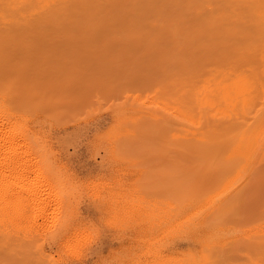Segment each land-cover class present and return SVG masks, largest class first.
Instances as JSON below:
<instances>
[{
	"label": "rangeland",
	"instance_id": "rangeland-1",
	"mask_svg": "<svg viewBox=\"0 0 264 264\" xmlns=\"http://www.w3.org/2000/svg\"><path fill=\"white\" fill-rule=\"evenodd\" d=\"M77 1L80 4H83L82 2L84 0H75L73 3L75 4ZM96 1H99L101 7L105 9L102 10L100 7L98 10L92 11ZM176 1L178 0H166L164 2L165 4L163 5L162 10L165 9L166 13L161 17L163 18L164 16L170 14H175L176 16V13L182 9H184L185 15L182 17H177L175 20L173 19L174 17L171 16V22L168 23L167 27H162V25L159 24V26L156 27V30L160 31L153 32H147L144 27L142 28V26L129 27L130 31L123 33L125 31L123 26L125 25L123 23L125 19L123 17V12H125V10H132V12H136L140 17L151 16L155 18L158 16L156 12L152 10V8L155 7V5L160 4V1L88 0V2L91 3V7L87 5V7H90L87 8V11H89L88 17L89 19L94 17V22L88 20L86 25L82 26V29L77 28L78 31L76 30V32L71 33V23L62 21L60 13L71 6L70 2H72V0H0V56H4V58L1 57L0 59L1 61L2 59L4 60V66L6 64V69L9 66L7 71L12 70L10 68L12 67V72L15 70L18 73L17 74L15 72L16 75L13 73V76H11L9 75V72H7L8 75L6 80L10 77L8 81L13 83L17 75L19 79L21 77V84L20 82L18 83L19 86L17 83L16 84L19 87V90H22L21 92L19 91L18 94L24 96V99L21 97L23 100H21L22 103H24L25 98L29 99V102L33 101L34 104L37 101L39 102V98L41 100L44 99L45 102V93L39 94L38 92V94H36L37 91L40 90L39 86L42 87L44 84L50 88H47V91L50 95L52 93L51 89L53 90V94L56 92V95L52 96L55 98V101H57L55 103L52 100L49 101V98H47L45 105L40 101L39 104L42 103L41 106L43 108H47V106H49V109L51 110L52 108L50 105L52 103L58 107V103H60L58 100L63 101L65 104L68 103V100H71L69 103L74 102L73 105H71L72 107L66 108L69 110V112H66L67 110L62 111V113L66 112L67 116H61L62 118L60 117V126L58 123L59 121L57 122L55 120L56 118L54 119V115L51 114L50 110L44 109L45 111H48V113L46 111L47 114H51V118H53L56 122L55 125L57 124L59 126L57 127L56 125L53 130L54 132L52 131V133H54V137L57 136V138H59L61 141L58 147L64 159L70 165L81 169V171H85L83 174L84 176H88V172H93L92 175L99 172V161L101 160L100 155L97 154V151H94L96 149H94L95 147H92L91 145L94 143V135H96L97 130H108L109 127H111V116L114 112V107L118 108L119 103H121L119 108L123 107L124 104L125 106L127 104L130 105L128 103L129 99L127 98V93L133 95L134 99L141 95L140 98L143 102L141 100L140 101L142 104L147 103L144 102L145 98L147 101H150V97L153 96H148L146 94L147 92L142 93L143 90L140 89L143 88L145 90L149 85L156 89V85H154L156 83H154L155 79L147 80L143 83L141 81V71L137 70L138 67L141 70L146 69V71L147 68L152 66L155 67V65L161 67V64L170 60L173 55L178 56L184 52H187L190 44H198L200 42L198 40L205 35L211 39H217L218 36L219 38L226 36L225 38L231 37L229 42L225 43L223 46L219 45L216 49H218V52L220 53L229 52L231 57L225 58L223 55L220 57V59L214 60L217 62H213V64H215L214 67H217V75L213 74L209 77L206 76L209 72L207 67L205 68L206 65H203L204 67L202 66V69L196 72L202 75L198 79L206 76L205 78H209L210 80H218L219 78L217 76L223 75L224 73L227 74L229 72L228 74H231V77H229L227 81L230 79L236 80V78H243L241 73H244V70L247 69L250 72L251 70H255L256 73L258 72V78H262L264 76V57H262L264 53L261 52V50L264 49V43H256L257 40H260L258 38L259 35L257 34L263 31L262 28L264 27V11H261L258 8L259 6L256 4L259 2L260 4L264 5L263 0H246L247 2L243 4L240 3V0L239 6H241V10L235 11L233 13L234 16L232 17H228V15L221 10L223 5H214L211 3L214 5L212 6L208 2L193 7L189 4L188 0H180V3H176ZM237 2L238 1H236V5ZM197 3H199L198 0L195 2V4ZM78 12V8H76L75 15H78ZM98 12L100 14H98ZM102 12L106 13L104 16L105 19H102ZM91 14L93 17H90ZM113 15H115L114 20L118 22L117 24L113 23V21L110 19ZM100 19L103 20V23L99 22ZM175 22H178L180 25H182L179 30L177 29L178 31H174L173 29V23ZM210 24L214 28L216 27L214 31L211 30L213 27H210ZM116 25V28L112 27ZM243 26L249 27H247L245 30V28L242 29ZM163 28H165L166 35L168 37L165 36L166 39L161 40L159 39V33ZM236 28L238 30H236ZM244 30L247 33H245ZM199 32H201L202 37L198 36ZM203 32L205 34L204 36ZM211 32H213V34ZM234 32L235 35L232 34ZM130 33L132 34L131 38L135 37L137 42L133 41V39H130ZM125 34H127V37H123ZM173 35H176L174 40H172ZM155 40L157 41L156 47L152 45ZM176 46H178V48L174 50L173 48ZM253 49H255V51ZM74 52L77 53L75 54ZM80 58H82L83 61ZM128 59V63H130L129 66L128 63H126ZM173 60H175L173 63L177 62L176 57ZM253 60H256L257 62ZM11 61L14 62L13 64L15 65L18 63L17 66H12ZM98 62H101V66L99 65L100 68L93 65L95 63L100 64ZM0 64L2 66V68L0 67V70H2L4 68L3 61ZM248 64L250 67L247 66ZM18 65L28 66L26 67L27 70L22 67V69H24H21L23 74L21 72L19 73ZM29 66L32 69L29 68ZM89 66H95V69H102L104 74L101 75L102 73L100 74L99 71L98 73L97 71L93 70V68L92 70H88L90 69ZM211 66L212 65L209 67L211 68ZM14 67H18V70ZM28 68L33 70L35 75L32 73V71L28 72ZM146 71L143 73L146 74ZM37 72H39V75L42 79L44 77L43 85L40 84L42 79L40 80V76L37 74ZM90 72L92 74H90ZM29 73L33 74V76ZM97 73L100 74L101 77H98L99 75ZM99 78H102L103 81H100ZM110 78H112L113 81H111L112 79L110 80ZM19 79L18 81H20ZM23 80L30 84L36 83V85L39 82V86L32 84L29 85ZM32 80L36 82H32ZM14 82H16V79ZM97 82L98 84H96ZM102 82H104L103 85H101ZM22 84L26 85V87L28 86L29 90L27 89V91L29 93L30 89L31 92H35V89L37 87L39 88L36 89V93L33 95L34 97L35 95L38 96H36L38 100L35 98L37 100L36 102L34 99L31 101V98L33 97L26 95L28 94L27 91H25L26 94L23 92L26 87ZM152 84L154 86H152ZM68 85H70L71 88L67 90L66 87H68ZM157 86L160 87V85ZM79 87L82 89L85 87V90L83 89V93H81V88L79 89ZM109 87L115 91H111ZM44 88L45 87L41 88L43 92L45 91ZM149 89L150 88L146 90L150 91ZM152 90L153 89L151 88V91ZM69 91H71L70 95ZM73 93L75 94L73 95ZM96 94L99 100H97L98 98ZM182 94L184 95V92ZM58 95L61 96L62 99ZM78 95H80V97ZM262 95L260 96L262 97ZM42 96L44 97L41 98ZM52 96L50 99H53ZM81 99L83 100L81 101ZM258 99L260 100L258 104L255 105L257 108L256 112H259L260 109L264 107V104L261 105L264 98ZM47 100L49 103H51L50 105H47L49 104ZM21 101H19V103H21ZM26 102L28 101L26 100ZM64 103L63 105L65 106ZM132 103L133 100H131V104ZM36 104V106H39L38 103ZM114 104L118 105L114 106ZM84 105L85 107H81ZM128 105L126 107H128ZM56 107L54 109H59ZM61 107L62 110L65 109V107ZM101 107L102 109H100ZM144 108H147L149 111L156 112L155 107H153L151 104H146ZM55 111L53 113H56ZM57 113L60 114V112ZM160 113L162 112L160 111ZM239 113L241 114L242 112H238L237 114ZM254 113H251V116H254ZM245 114L246 113L244 111L243 115ZM138 116L140 115H136V117ZM251 116L249 115V117ZM79 119L82 120L79 121ZM167 119H169V117H167ZM75 121L79 123H75ZM251 121H249V123ZM170 122L172 125L176 126L178 130L189 129L194 131V133L190 134L192 138H195L197 134L200 135L203 133L206 134L208 138L228 136L227 134L230 133V128L233 129L235 126L244 124L242 120H239L237 116H234V114L231 113L226 115H221L219 113H209L204 115L202 112L198 113L197 116L190 115L187 117V119L182 120L170 118ZM64 123H66L68 126ZM147 123V120L143 121V119L137 118L133 120L132 124L130 125L131 129L130 131H127V135L125 134L127 139L129 138L128 140H130V138L134 135L131 140L136 141L135 148L137 149V154L133 155L134 158H137L135 159L136 165L131 170L136 171L137 175L139 174L136 177V180L139 181L140 179L139 193L142 196L144 195L143 197L146 199H153L151 201L152 204H154L153 207H156L154 210L156 211L158 206L161 209L163 206L169 207L168 199L170 198V195L174 196V198L171 197L172 200L174 199L178 201L180 198H182V193H184L183 195L186 197V191H191L192 194H194L193 196L198 197L200 200L197 199L198 201H195L196 204H193L194 206L190 207V209H184L181 214L183 216L180 215V217L184 219L188 216L192 217L194 213H201V215L199 214L200 216H197L198 223H200L201 227L196 224L197 221L195 220L196 222L194 221L195 223L191 224L192 226H185L186 228L182 231H177L174 232V234H171L168 232L169 229L166 226L165 220L163 221V218H160L161 220L159 219L157 222L153 221L154 224H152V222L149 224L145 222L144 225H140V229L142 231L139 229V232L136 235L137 239L135 238L133 241L134 244H132L131 242L133 239L129 238L130 232L128 230H124L125 235L123 233V236H120V232L122 231H119L114 226L112 227L109 225L105 221L106 218L102 219L103 215L97 209L90 207L91 205L88 203H84L82 204L84 205L83 207L89 205L87 208H85V218L87 223L91 224L89 225L93 231L92 234L94 233L95 236L93 235L87 241V244L89 242L91 244L89 243L87 246L85 243L84 246H82L83 248L81 247V249H79V254L73 252L74 254L71 253L70 255H66L63 254V249L65 246H40V242H35L36 240H34V242H29L27 240L28 242H26L25 239L27 238L22 236V240L21 235H18L19 237L14 236L17 238V242L13 240L8 246L0 247L1 263L3 261L2 264H59L58 261L61 260L59 258H64L63 261L67 264H130L132 261L129 259L136 251L138 252L139 256L143 255L140 259L141 261H150L151 263H154L157 261L155 259V254L159 253V250L163 256L169 255L172 250H177L183 253H188L190 250V253L198 257L208 254L210 260L212 261L208 264H264V229H261L264 228V159H257L259 164H255L258 163V161L253 160L247 165L245 170L241 169L242 172L239 171L238 174L235 173L234 175H224L226 170L222 168L221 173L216 172L214 174L208 171V165L200 166L197 163L190 161L189 158H187V155L185 157L183 151L178 148L179 146L177 145V142L179 140L177 138H169V133L166 134V131L162 130L163 128L161 127V123L158 120L155 119L151 125H148ZM139 126L141 129H139ZM220 126L223 128L227 127L229 129L226 128L221 130L219 128ZM67 134L71 136L70 139ZM61 137L66 138L63 140ZM192 138L191 140H193ZM66 139H69L72 142L70 146H64L66 141L67 144L69 142ZM183 141L185 142V140H182V142ZM73 144L76 147H74ZM191 144H193L192 141H190L189 146ZM61 149L63 150L61 151ZM94 157L97 158V160ZM257 167L259 168L255 170ZM171 191L178 194L179 199L176 198L177 196H175L176 194L174 195L173 192V194H171ZM239 196L241 197V199L239 198L238 200L239 202L237 201L238 203H233L231 210L222 214L221 211L223 208L232 203ZM158 201H160V204L157 203ZM87 209L88 211H86ZM188 210L192 213H188ZM98 217L100 218L98 219ZM101 221H103V223ZM143 226L146 227L144 228ZM214 226L218 227L220 232H223V236L219 238L216 237L215 239H209V229L213 228ZM193 227H195V229H193ZM205 227H207V229H204ZM199 230L203 231L201 232ZM188 231L191 235L189 233H185ZM25 233L28 234L27 231ZM20 237L21 239H19V241L18 238ZM35 238H37V236L31 240ZM150 238H153V240ZM143 239L144 243L142 242ZM148 240H150V244L148 243ZM143 244H146V246L144 247ZM130 245L132 246L130 247ZM146 247H149L150 249ZM41 251L46 253H42ZM121 251L123 252L121 253ZM47 253L51 255H48ZM114 253H117V255ZM115 255L117 257L120 256V258H117ZM156 264H160V262Z\"/></svg>",
	"mask_w": 264,
	"mask_h": 264
},
{
	"label": "bare ground",
	"instance_id": "bare-ground-1",
	"mask_svg": "<svg viewBox=\"0 0 264 264\" xmlns=\"http://www.w3.org/2000/svg\"><path fill=\"white\" fill-rule=\"evenodd\" d=\"M74 1L75 0H72V2H70L71 6L69 8H66L64 11L60 13V17L62 21L71 23V29H72L71 33L76 32L77 28L82 29L83 28L82 26H85L88 20H90L91 22H94L93 15L91 14L90 17H93V18L89 19L88 17L89 11H87V8L91 7V3H89L88 0L87 1L84 0L82 2L83 4H80L78 1L75 2L74 4L73 3ZM159 1H160V4H157L155 5V7L152 8V10L156 12L158 16L155 18L151 16L140 17L136 12H132V10H129V11L125 10V12H123V17L125 18L123 22L125 24L123 25L125 31L123 30L124 31L123 33H127L128 31H130L129 27H137V26H142V28L144 27V29L147 32L160 31V30H156V27L159 26V24H161L162 27L164 26L167 27L168 23L171 22L170 21L171 16L174 17L173 19L175 20L177 17H182L185 15V11L184 9H182L176 13V16L175 14H172V15L170 14L162 18L161 16L166 13L165 9L162 10V7L165 4L164 2L166 0H159ZM196 1L197 0H188L189 4L192 5L193 7L198 6L202 3L205 4L208 2L212 6L223 5L221 10L225 14H227L228 17L234 16L233 13L235 11L241 10V6H239L240 0H198L199 3L195 4ZM236 1H238L237 5H236ZM178 2L180 3V0L176 1V3ZM245 2L247 1L241 0L240 3L243 4ZM211 3H213L214 5ZM87 5L90 7H87ZM94 5L95 6H93L92 11L98 10L101 7L99 1H96ZM256 5L259 6L258 8L261 11H264L263 4H260L258 2ZM76 8H78V11H79L78 15H75ZM101 9L104 10L105 8L101 7ZM98 14L100 13L98 12ZM101 14L103 16L102 19H105L104 16L106 13L102 12ZM110 19L111 21H113V23L115 24L118 23L117 21L114 20L115 15H113ZM99 22L103 23V20L100 19ZM173 24L175 27V28L173 27L174 31H176L177 29L179 30L182 26L178 22L177 23L175 22ZM211 26L212 25L210 24V27ZM112 27L116 28L117 25L112 26ZM247 27L249 26H243L242 29L245 28L246 30ZM215 28L213 27L211 30L214 31ZM236 30L238 29L236 28ZM262 30L263 31L257 34L259 35L258 38L260 40H257L256 43H264V27L262 28ZM211 33L213 34V32ZM232 34L235 35V32ZM204 35L205 34L203 32V36ZM165 36H167L166 30L165 28H163L161 32L159 33V39L164 40L166 39ZM198 36L202 37L201 32H199ZM123 37H127V34H125ZM129 37L130 39H133V41L137 42L135 37L131 38L132 37L131 33ZM225 37L226 36L219 38L218 36V38L215 37L217 39H211V38L206 37L205 35L204 37L198 40L200 41L198 44H190L187 52H184L178 56L173 55V57H171L170 60L162 63L161 67H159L158 65H155V67L152 66V67L147 68V71L146 69L141 70L138 67L137 70L141 71V75H142L141 81L143 83L144 81L155 79L154 83L155 82L156 83L154 85H156L155 86L156 89L154 87H151V85H149L150 87L148 86L146 87V89L148 90V88H150L149 89L150 91H147L146 89L145 91L143 88L140 90H143L142 93L147 92L146 94L148 96L153 95L152 97H150L151 99L149 98L150 101L149 100L147 101V99L145 98L144 102H147L146 103L147 105L151 104L153 107H155V110L158 113H156L155 111L154 112L149 111L147 108H144L146 104L145 103L142 104L143 101L140 98L141 95H139V97L134 99L133 95H131L130 93H127L128 94L127 98L129 99L128 103L131 106L127 104L128 107H126L127 105L125 106L124 104L125 107L123 106L119 108L121 103H119L118 108L114 107L116 104H114V106H111L115 108V109L113 108L114 112L111 116V119H112L111 127H109L108 130H102V131H99L100 129L97 130L96 135H94V138H95L94 143L93 145H91L92 147L93 146L95 147L94 149L96 150L94 151H97V154L100 155L101 160L99 161V168H98L99 172L93 175H92L93 172L92 173L88 172L89 173L88 176L83 175L85 171H81V169H78L75 166L70 165L64 159L58 147L61 141L59 138H57V136L54 137V133H52V131L54 130V127L57 125V124L55 125L56 123L55 120L58 122L61 116L63 117L67 116L66 112H69V110H67L66 108L72 107L71 105H73L74 102L69 103V101L71 100H68L69 104L68 103L65 104L63 101L58 100L60 102L58 103V107H56L54 103H52L53 105L49 103L50 100L56 103L57 100L55 101V98L52 96V95H56V92H54L53 94V90L51 89L52 91L51 95L48 93L47 90L50 88H48L44 84V81H43L44 77L42 79L41 76L39 75V72H37V74L40 76V80L42 79L40 81V84L41 85L44 84V85L42 87L39 86L38 85L39 82L37 83V85L36 83H31V84L35 86H39L41 91L39 90L36 93V89L38 88L37 87L35 89V92L32 91L34 93L31 92V89L29 93L27 91L28 86L26 87V85H24L27 81L25 82V80H23L25 83L23 82L24 84L22 85L26 87V89L23 92L26 94L25 91H27L28 94L26 95H29V97H33L31 98V101L32 99H34L35 102L38 100L36 98L37 95H35V97L33 96L35 93L36 94H38V92L39 94L45 93L47 97L46 96L41 97V98L43 97L45 98V102H44V99L41 100L40 98H39V102L41 101L45 105L46 99L49 98V101L47 100L49 104L47 105L51 104L50 105L52 108L51 110L53 111H51L49 109V106L47 105H46L47 108L45 107L44 108L49 109L51 114L54 115V119L55 118L56 119L54 120L53 118H51L52 117L51 114L50 113H49L50 115L47 114L48 111L46 110L47 111L46 113L45 109L41 106L42 103L39 104L38 101L36 103H38L39 106H36L37 104L36 103L34 104L33 101L29 102L30 100L27 98H25L24 103H22L23 100L21 99V97L24 99V96L23 95L21 96V94H18L20 91L18 87L19 86L18 83L20 82L21 84L22 79L21 77L19 79L17 75L16 76L17 78L14 76L16 79V82H14L15 81L14 77H13L14 79L13 83L11 81H8L10 79L9 76H8L9 78L6 80L7 75H8L7 72H9V75L11 76H13L12 75L13 73L16 75L17 72L15 70L14 72H12L13 70L12 67H10L12 70L7 71L9 69V66L6 69L5 68L6 64L4 66L5 62L2 59L4 68L0 70V247L8 246L11 241L17 240V238H15L14 236L19 237L18 235H21V237L23 236L24 238H27L25 239L26 242L28 241L34 242V240H36L35 242L37 241L38 243L40 242V246H65V248L63 249V254L70 255L73 252H76V254H79L78 253L79 249H81V247L84 246L85 243L88 246L90 242L87 244V241L94 235V233L92 234L93 231L91 230V227H90L91 224L89 223L90 224L89 225L85 218V208H87V206L89 205H91L90 207L97 209L103 215L102 216L100 214L102 216V219L106 218L105 221L109 225H111L112 227L114 226L119 231H122L120 232V236H123V233L125 235L124 230H128L130 232L129 238L133 239L131 242L132 244H134L133 241L135 240L136 235L139 232L140 225H144L145 222H147L148 224L152 222V224H154L153 221L157 222L160 218H163L162 219L163 221L165 220L166 226L169 229L168 232H170L171 234L172 233L174 234V232H177V231H182L183 229L186 228L185 226L190 227V225L195 223L196 221H197L196 224L199 227H201L200 223H198V220H197V216L199 214L201 215V213H196V214L194 213L192 217L188 216L189 218L185 217L184 219L180 217L184 209H187V208L190 209V207L194 206L193 204H196L195 201L200 200L198 199V197L193 196L194 194H192L191 191H186L185 193L187 194L186 197H184L183 195L184 193H182L181 196L182 198L183 197L184 198L183 199L180 198V200L178 201L174 199L172 200L174 196L170 195V198L168 199L169 207L165 206L166 207L165 208L163 206V208L161 209L157 205L159 211L158 209L154 211L156 207L155 206H154L155 208L153 207L154 204H152V201H151L153 199L151 198L146 199L145 197H143L144 195L142 196L139 193L140 179L139 181L136 180V177L139 174L137 175L136 171L131 170L136 165L135 159L137 158H134L133 156L134 154H137L136 152L137 149L135 148L136 141L131 140L134 135L130 138V140H128L129 138L127 139V136H125V134L127 133V131H130L131 129L130 125L132 124L133 120L137 118L143 119V121L147 120L148 125H151V123H153L156 119L161 123L160 125L163 128L162 130H165L166 134L169 133V138H173V139L177 138L179 140L177 142V145L179 146L178 148H180L183 151V153L185 154V157L187 155L188 156L187 158H189L190 161L197 163L200 166L208 165L209 167L208 171L214 174L216 172L221 173V168L226 170V173L224 175H228V174L234 175L235 173L238 174L239 171L242 172L243 169L245 170L247 165L251 163L253 160L255 161L257 159L258 160L264 159V107L262 106L263 108L260 109L259 112H256L257 108L255 106L256 104H258L260 100L258 98H264V79H263L264 76L262 78L261 77L258 78L257 77L258 72L256 73L255 70H251L250 72L246 68L249 72L247 70H244V73H241L243 78H239V79L236 78V80L230 79L229 81H227L228 78L231 77V74H228L229 72L228 73L226 72L227 74L224 73L223 75L217 76L219 78L218 80L217 79L210 80L209 78H205L206 76L209 77L213 74L217 75V72H218L217 67H214L215 64H213V62L214 63L216 62L214 61L215 59L216 60L220 59V57H222L223 55L225 58L231 57L229 55V52L220 53L218 52V49H216L219 45L223 46L225 45V43L229 42V39H231V37H228V38H225ZM175 38H176V35H173L172 40H174ZM156 40L152 44L155 47L157 44ZM177 48L178 46L174 47L173 49L175 50ZM253 50L255 51V49ZM261 52L264 53V49L261 50ZM1 57L4 58V56H0V58ZM175 57L177 58V62L173 63L175 61L173 60ZM262 57H264V54L262 55ZM80 59L82 60V58ZM129 59H132V58H129ZM129 59L126 61V63L129 62ZM2 61L0 59V63H2ZM253 61H256V60H253ZM13 63L14 62H12V66H17L18 64L17 63L15 65ZM98 63L100 64L95 63L93 65L98 66V68H100L99 65L101 66V62H98ZM80 64H81V61H80ZM129 64L130 63H128V66ZM203 65L204 66L206 65L205 68L207 67V70L209 73L205 77L203 78L201 77V79H198L202 75L196 72L201 70ZM210 65H212L213 67L211 66L210 68L209 67ZM20 66L18 65L19 73L22 70L26 69V67H28V66L22 65L20 68ZM247 66L250 67L249 64ZM0 67L2 68L1 64H0ZM18 67H14V68L17 69ZM22 67H24V69H22ZM94 67L91 66L90 69L88 70H92L93 68V70L97 72L99 71L100 74L102 73L101 75L104 74L102 69L101 70L98 68L95 69ZM29 68L31 67L29 66ZM31 69H29L28 72L32 71V73L34 74L33 70ZM144 71H146L145 72L146 74L143 73ZM33 74L31 75L33 76ZM90 74L92 73L90 72ZM100 74H98L99 75L98 77H101ZM18 79L20 81H18ZM99 79L100 81L101 80L103 81L102 78H99ZM111 79L112 78H110V80ZM33 81L34 80H32V82ZM111 81H113V79ZM16 83L18 84V86ZM103 83L104 82H102L101 85H103ZM28 84L31 85L30 83ZM96 84H98V82ZM70 85H68V87L65 86L67 90L71 88ZM154 85L152 84V86ZM157 85H160V87ZM43 87H45L44 89L46 92L42 91L41 88ZM80 88L81 87H79V89ZM109 88L111 89V91H115L111 87ZM151 88L153 89L152 91H151ZM83 89L85 90V87ZM83 89L81 88L80 90L81 93H83ZM70 92L71 91H69V95L71 94ZM183 92H184V95L182 94ZM75 93H73V95ZM260 95H262V97ZM51 96L53 97L54 100L50 99ZM78 96L80 97V95ZM59 97L62 99L61 96ZM130 99L133 100L132 104H131ZM26 100L28 102H26ZM82 100L83 99H81V101ZM97 100H99V98ZM19 101H21V103H19ZM262 101H261L262 102L261 105L264 104V100ZM63 103L65 104V106L63 105ZM59 104L63 106V108L65 107V109L62 110V107ZM55 107L59 109H54ZM81 107H85V105ZM100 109H102V107ZM64 110H67V111L62 113V111ZM212 110H215V111H212ZM54 111L56 113H53ZM160 111L162 113H160ZM244 111L246 113L245 115H243ZM57 112H60V114ZM200 112L204 113V115L209 114V113H219L221 115L222 114L226 115L228 113H231V114H234V116H237L239 120H242L244 124L235 126L233 129L230 128L231 130L229 131L230 133L227 134L228 136L208 138L206 134L203 133L200 135L197 134L195 138H192L190 134L194 133V131L189 130V129L178 130L177 127L172 125V123L170 122V118L182 120V119H187V117H189L190 115L197 116L198 113ZM238 112H242L243 114L242 113H241L242 115L240 113L237 114ZM251 113L252 114L254 113V116L253 115L251 116ZM136 115H140V116L136 117ZM249 115L251 117H249ZM167 117H169V119H167ZM80 120L82 119H79V121ZM249 121L251 122L249 123ZM58 123L60 126L61 121H59ZM75 123H79V122L75 121ZM71 124H74V123H71ZM59 126L57 125V127ZM219 128L222 130V129H226L227 127L223 128L222 126H220ZM139 129H141L140 126H139ZM61 138H63L64 140V138L66 137H61ZM70 138L71 136H69V139ZM191 138L193 140H191ZM69 139H66L69 142L67 144V141H66V144H64V146L65 145L70 146L72 142ZM182 140H185V142L184 141L182 142ZM130 141L133 143H131ZM190 141H192L193 144L189 146ZM74 147L76 146L74 145ZM62 150L63 149H61V151ZM93 154H96V153H93ZM95 159L97 160V158ZM255 164H259V161L258 163H255ZM258 168L259 167L255 168V170ZM172 192L173 191H171V194L174 193ZM175 194L176 193H174V195ZM175 196H177L176 198H178V194H176ZM239 198L241 199V197L239 196L232 203L224 207L221 213L224 214L225 212L230 211L233 203L235 204V202H237ZM84 203H88L89 205H86L85 207H83L84 205L82 204ZM157 203L160 204V201H158ZM161 206H162V203H161ZM86 211H88V209ZM189 212L190 211L188 210V213ZM99 218L100 217H98V219ZM101 222L103 223V221ZM105 226H102V227H105ZM143 227L145 228L146 226H143ZM193 229H195V227H193ZM204 229H207V227H205ZM261 229H264V228H261ZM26 231L28 232V234L25 233ZM209 231H210V234H209L210 237L208 236L209 239H215L216 237L219 238L223 236V232L222 231L220 232L218 227L214 226L213 228L209 229ZM185 233L188 234L189 231ZM36 236L37 238L31 240L32 238ZM21 237L18 238V240L21 239ZM23 237H22V240H23ZM151 240H153V238ZM149 241L150 240H148V243L150 244ZM142 242L144 243V239ZM131 246L132 245H130V247ZM145 246L146 244L144 245V247ZM146 248H149V247H146ZM41 252L46 253L44 251H41ZM122 252L123 251H121V253ZM117 253H114V254L117 255ZM47 254L51 255L49 253ZM155 255H156L155 259L157 260V261L155 260L156 262L154 263H151L150 261L144 262L140 260L143 255L139 256L138 252L136 251L134 254H132L131 258L129 259L132 261V263L130 262L129 263L130 264H156L160 262V264H208L212 262L208 254H204L203 256L198 257L190 253V250L188 253L187 252L183 253L177 250H174V251L172 250L169 255L164 254L165 256H163L159 250V253ZM118 257L120 258V256ZM59 259H61L60 261H58L59 264H67L63 261L64 258L63 259L59 258ZM2 263L0 260V264ZM246 264H250V263H246Z\"/></svg>",
	"mask_w": 264,
	"mask_h": 264
}]
</instances>
